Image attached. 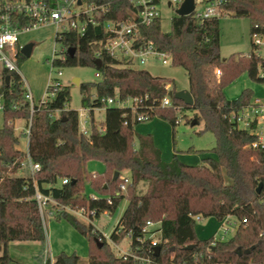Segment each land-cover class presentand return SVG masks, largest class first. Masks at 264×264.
Instances as JSON below:
<instances>
[{
	"label": "trees",
	"instance_id": "obj_1",
	"mask_svg": "<svg viewBox=\"0 0 264 264\" xmlns=\"http://www.w3.org/2000/svg\"><path fill=\"white\" fill-rule=\"evenodd\" d=\"M41 1L51 10L63 2ZM89 2L107 5L109 11L99 17V27L88 26L81 37L71 29L57 32L54 42L61 45V51L51 62L53 68L90 67L99 75L97 82L78 86L81 109L89 114L87 134L79 130L78 112L67 109L71 99L67 86L33 105L30 112L23 79L15 72L1 73L0 264H15L7 249L17 241L39 242L42 253L45 251L47 237L34 199L36 191L55 204L49 217L65 220L87 239L86 264L136 263L117 258L91 224H82L63 209L87 208L95 210L97 216L113 214L122 200L127 206L110 233L115 243L128 234L134 242L145 222H160V254L155 260L162 264H264V145L259 143L256 117L248 119L247 128L237 122L253 109V92L243 89L237 99L228 100L223 91L241 73L253 83H264V58L256 53L259 46L252 38L257 34L264 39V0L223 3L229 16L250 22L251 51L247 54L220 56L219 19L200 23L191 16L174 17L168 33L161 30L160 20L139 27L141 41H153L157 50L170 54L172 66L181 68L187 76L192 106L171 99L168 108L160 105L168 95V80L132 68L126 60L113 59L104 51V23L126 19L133 9L128 0ZM32 22L19 17L16 26L25 28ZM71 48L75 49L72 57L67 53ZM22 59L18 55L16 62ZM99 60L100 68L95 65ZM214 71L220 76L216 77ZM5 77L10 79L8 87ZM170 91H176L173 83ZM116 95L122 100L138 98L141 103L135 113L129 108L107 107L106 101ZM101 109L104 120L97 125L93 111ZM188 110L193 113L192 119L185 115ZM140 114L148 116V121L155 117L166 121L173 132L179 116L186 124L193 120L196 125L202 124L200 134L208 132L214 137L215 158H206L204 165L188 166L174 155L171 163H163L152 138L135 132ZM20 121L24 131H29L28 136L25 134L27 152L18 149L19 137L14 129ZM27 155L40 166L34 181L21 167ZM88 162L103 164L104 170L92 174L87 171ZM115 172L118 178L113 181ZM122 172L128 173V183L120 178ZM62 180L68 183L63 185ZM259 184L263 186L256 194ZM87 185L96 198L86 195ZM196 217L219 222L232 217L237 224L235 233L225 240H200L195 232ZM96 240L102 244L100 248ZM191 245L190 251L185 249ZM45 257L41 254L40 264H84L77 254L61 253L52 258V263Z\"/></svg>",
	"mask_w": 264,
	"mask_h": 264
},
{
	"label": "rangeland",
	"instance_id": "obj_2",
	"mask_svg": "<svg viewBox=\"0 0 264 264\" xmlns=\"http://www.w3.org/2000/svg\"><path fill=\"white\" fill-rule=\"evenodd\" d=\"M167 1L168 0H162L160 5V23L161 30L164 33H168L170 30V21L173 18V12L167 8ZM219 22L221 39L220 56L228 58L230 55L247 54L251 51V38L249 35L250 22L247 19L239 17L234 18L226 15L220 17ZM67 26L68 25L65 23L59 26L48 23L40 27L31 28L28 32L21 33L18 37V44L23 47L30 43L33 44L34 47L29 58H24L20 61L18 60L19 63H17V67L21 79L24 80L25 88L28 89L31 92V96H33L31 101L33 105H38L41 101L44 102L47 100L49 94H46V86L51 78H57L56 72L60 71L61 77L58 78L60 84L63 87L67 86L69 88V95L71 96L67 109L78 112L79 126H82L84 121H89V114L87 110L81 109V95L79 94V87L74 83V80L79 81V85H82L83 83H95L99 79L95 77V70L90 67H52L51 60L58 57L61 51V45L54 42L55 34L57 32H62ZM256 53L264 58V39H262V44L259 46L258 50H256ZM134 68L144 70L151 76L168 80L171 85L172 83L174 84L176 91H183L188 86L187 76L181 68L173 67L172 65L163 66L153 59L144 66L134 65ZM171 85H169L170 89L168 92L171 90ZM243 89L251 90L253 92V99H258L264 104V83L251 82L246 73H241L238 78L225 86L223 91L226 99L235 100ZM125 106H129V104L127 103ZM259 109L262 108L259 107ZM93 112L95 122L98 125L104 120V109L94 110ZM185 115L190 119L193 118V113L189 110ZM153 122H160L167 128V132H164L162 129H151L152 133L154 131L156 138V144L153 145L159 150L160 158L163 163H171L174 155H176L177 158H198L197 164H189L192 166L204 165L203 160L206 158H215L212 153V149L215 146L214 137L208 132L200 134L204 129L202 124L191 126L190 123L186 124L183 120H180V123L175 126L176 128L173 132V128L170 127L169 123L155 117L151 121L140 122L137 124L135 132L140 136H150L152 138L151 135L146 133V131L150 130L146 127ZM2 124L3 114L0 109V127ZM257 125V135L260 142L264 145V110L258 116ZM14 130L19 137L18 149L27 152V137L25 136L26 131H24L23 123L21 121L16 122ZM140 130L143 132H140ZM134 145L136 146V142ZM87 164V171L92 174H101L104 170V165L98 162H88ZM125 176H128V173L122 172L120 178L122 179V177ZM85 193L87 196L93 198L97 197L88 185L86 186ZM54 205L55 204L51 201L42 215L45 235L47 237L44 245L45 251L43 252L46 256L45 258L52 259L61 253L67 255L77 254L82 262L86 264L89 254L87 239L74 230L65 220L58 221L49 217L48 213ZM126 206L127 201L122 200L115 213H103L100 218L94 219L92 223L93 227L99 233L109 237ZM73 217L84 225L88 224L87 220H83L77 216ZM210 219L215 223L216 228L220 225L219 221L215 218L201 219L200 221L195 222L200 236L205 237V233H207L206 229L210 227L208 225ZM232 221L236 222L234 218H232ZM221 234L222 232L215 236ZM232 235V233H228L226 238H230ZM106 242L111 251L115 254L116 251L114 250L113 245L108 239H106ZM126 243L125 240L122 241L119 245L120 248L125 247ZM7 252L15 264H40L39 258L41 254H43L41 244L36 241H17L16 243H11L8 246Z\"/></svg>",
	"mask_w": 264,
	"mask_h": 264
},
{
	"label": "built area",
	"instance_id": "obj_3",
	"mask_svg": "<svg viewBox=\"0 0 264 264\" xmlns=\"http://www.w3.org/2000/svg\"><path fill=\"white\" fill-rule=\"evenodd\" d=\"M162 0H128V3L133 9L128 14L127 18L122 21L105 22L104 31L107 33V38L103 43L104 51L113 59L126 60L130 67L134 68V65L144 66L151 59L163 66L172 65V58L170 54L157 50L153 41L142 42L141 36L138 32L139 27H149L155 20H161L160 5ZM184 0H168L167 8L173 12V18L179 17L177 11L181 8ZM224 0H194L193 12L188 15L195 21L203 23L204 20L220 19L222 16L228 15L225 11L223 4ZM109 11V7L104 4H96L89 2V0H63L61 4L56 5V9L51 10L47 3L41 0H0V76L3 71L15 72L19 74L17 67V56L20 55L21 46L18 44V37L21 33L28 32L31 28L40 27L48 23L55 26L68 25L64 30L71 29L76 32L78 36H82L88 26L93 28L99 27V17L104 16ZM19 17L32 19V25L25 28L17 27V19ZM172 18V19H173ZM63 30V31H64ZM254 45L260 46L262 39L256 34L252 36ZM55 54V53H54ZM61 58V57H60ZM63 60V58H61ZM52 61V60H51ZM216 77L220 76L219 71H214ZM56 79H50L48 88L49 96L53 97L54 93L62 86L59 81L61 77L60 71L56 72ZM95 77L100 79L99 75ZM1 81V79H0ZM169 85L166 87V91L169 90ZM26 100L30 104V112L32 111L33 104L32 96L28 89H26ZM171 98L168 95L161 101V107H170ZM129 106H125V104ZM141 103V99H127L122 100L119 96L108 99L106 101L107 107L114 108H129L133 113L136 112L138 105ZM2 110V107L0 106ZM264 110L251 109L245 112L237 122L240 126L247 128L248 119L251 117L258 118V115ZM140 122H147L148 116L140 114L137 117ZM181 116H179L177 123L179 124ZM87 121H84L82 126H79V130L83 134H87L86 130ZM29 135V131H26V136ZM256 147V145H254ZM22 170H27L30 178L34 181V176L40 171V166L30 161L28 155L21 163ZM124 181L129 182L128 177H122ZM61 183L66 185L68 182L62 180ZM122 190L125 189V184L120 186ZM35 201H37L40 215L42 217L43 212L47 209L52 200L44 198L38 191L34 195ZM66 213L73 216H77L83 220H87L88 224L93 223L94 219L100 218L103 212L96 215L95 210L91 209H79L73 210L71 208L63 209ZM49 215V214H48ZM201 219L195 218L198 222ZM93 226V225H92ZM94 228V227H93ZM236 226L229 225L222 230V234L215 236L220 240H225L228 233H235ZM95 231H97L94 228ZM101 234V233H100ZM119 235V232H116ZM103 238L108 239L113 245L116 251L117 258H123L124 260H131L136 264H162L156 261L154 251L158 247L160 232V222L147 221L140 228L139 236L137 238H131L128 234L122 241H126L125 247L120 248V243L111 241L110 236L103 235ZM49 259V258H48ZM52 263V259H49Z\"/></svg>",
	"mask_w": 264,
	"mask_h": 264
},
{
	"label": "water",
	"instance_id": "obj_4",
	"mask_svg": "<svg viewBox=\"0 0 264 264\" xmlns=\"http://www.w3.org/2000/svg\"><path fill=\"white\" fill-rule=\"evenodd\" d=\"M193 1L194 0H184L183 1L181 8L177 11V14H178L179 17H186V16L190 15L193 12V9H194ZM33 47H34V45L30 44V43H29V45L23 46L21 48V50H20V55L23 58H25V59L29 58ZM67 53L69 54L70 57H72L74 55V53H75V49H73V48L68 49ZM95 65L98 68H100L101 61L100 60L97 61L95 63ZM9 80H10L9 77H5V85H6V87L9 86ZM74 83L77 86H79V81L74 80ZM3 90H4V88H3V86H1L0 87V95L2 94ZM168 97L171 98V99H176V100L181 101L187 107L188 106H192V104H193L192 96H191L190 92H188V90L187 91H185V90H183V91H175V92L170 91V92H168ZM195 124H196V122L194 120L190 123L191 126H193ZM117 178H118V173L115 172L114 175H113L112 180L115 181ZM262 186H263L262 184H259V187L255 191L256 194L260 193V190L262 189ZM95 243H96L98 248H100L101 245H102L98 240H96ZM192 248H193V246L191 245L189 247H186L185 249L190 251ZM159 254H160V250H159L158 247H156V249L154 251V256L157 258V256H159Z\"/></svg>",
	"mask_w": 264,
	"mask_h": 264
},
{
	"label": "crops",
	"instance_id": "obj_5",
	"mask_svg": "<svg viewBox=\"0 0 264 264\" xmlns=\"http://www.w3.org/2000/svg\"><path fill=\"white\" fill-rule=\"evenodd\" d=\"M25 33V32H24ZM24 81V80H23ZM50 81V80H49ZM0 83H1V86H2V82L0 81ZM48 84H49V82H48ZM47 88H48V85L46 86V90H47ZM29 91V90H28ZM185 91H187V88L185 89ZM29 93H30V95H31V92L29 91ZM32 99H33V96H32ZM42 102V101H41ZM253 104H254V109H257V110H262V109H259V107H263L264 106V104H262L261 103V101L260 100H254L253 99ZM1 105V104H0ZM2 111V110H1ZM261 114V113H260ZM259 114V115H260ZM258 115V116H259ZM257 123H258V118H257ZM146 128H149L150 130H148V131H146V133L148 134V135H151L152 136V141H153V144H156L155 142H156V138H155V133H154V131H153V133H152V131H151V129L153 130V129H156V130H159V129H162L164 132H167V128H166V126H164L162 123H160V122H153V123H150ZM142 130H140V132H141ZM143 132V131H142ZM259 143H261L260 142V139H259ZM262 144V143H261ZM181 162H184L186 165H189V164H192V165H194V164H197V161H198V158H195V157H189V158H187V157H180V158H178ZM201 160V159H200ZM220 223V225L216 228V225H215V223L212 221V219H210V221L208 222V225L210 226V227H208V229H206L207 230V233H205L206 235H205V237H202V236H200V233H199V231H198V227L195 225V232H196V235H197V237H198V239H200V240H208V238H211V237H215V235L216 234H218V233H220V232H222V230L223 229H225L227 226H229V225H233V226H237V224H236V222H234V221H232V217H227V218H225V220L224 221H222V222H219ZM53 260V259H52Z\"/></svg>",
	"mask_w": 264,
	"mask_h": 264
}]
</instances>
